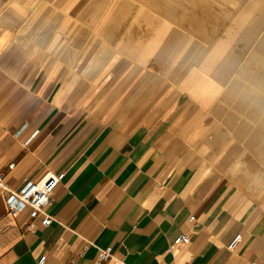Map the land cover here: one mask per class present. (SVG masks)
I'll return each instance as SVG.
<instances>
[{"label":"crops","instance_id":"obj_1","mask_svg":"<svg viewBox=\"0 0 264 264\" xmlns=\"http://www.w3.org/2000/svg\"><path fill=\"white\" fill-rule=\"evenodd\" d=\"M156 9L0 0L3 179L62 174L48 225L11 215L0 187V264H93L108 247L110 264H264V51L175 83L151 61L168 41Z\"/></svg>","mask_w":264,"mask_h":264},{"label":"rangeland","instance_id":"obj_2","mask_svg":"<svg viewBox=\"0 0 264 264\" xmlns=\"http://www.w3.org/2000/svg\"><path fill=\"white\" fill-rule=\"evenodd\" d=\"M142 1L159 8L155 12L166 19L165 54L162 59L151 61L160 62L157 66L164 69L165 78L175 83L189 82L188 76L195 72L192 79L200 71L210 73L211 70L206 71L200 65L216 43L224 45L216 64L230 61L226 66L229 68L239 62L241 66H251L254 61L237 57L243 51L247 55L255 50L264 51V0H159L158 4V0ZM254 64L257 66L258 62ZM261 65L264 68V59ZM221 67L217 66L213 76H217ZM249 79L253 83V75ZM254 79L264 84V71ZM256 93L264 98V90Z\"/></svg>","mask_w":264,"mask_h":264},{"label":"built area","instance_id":"obj_3","mask_svg":"<svg viewBox=\"0 0 264 264\" xmlns=\"http://www.w3.org/2000/svg\"><path fill=\"white\" fill-rule=\"evenodd\" d=\"M9 168L13 167V164H9ZM62 174L55 172H46L42 177L38 179H32L25 177L22 186L14 191L7 187L3 179V174L0 170V187L7 191L5 195V205L8 212L11 215H16L20 210L26 206H30L33 214H42L41 223L43 225H48L52 218L50 215L46 214L44 207L50 201L51 194L60 182ZM240 239V234H237L232 242L228 245L229 249H232L237 241ZM189 242L188 234L181 233L176 236L173 242L169 245L168 250L172 251L178 245L186 244ZM113 259L112 250L108 248H99L96 259L93 264H110V260ZM44 256H40L37 260V264H45ZM123 264L122 262H120ZM65 264H71L66 262Z\"/></svg>","mask_w":264,"mask_h":264},{"label":"bare ground","instance_id":"obj_4","mask_svg":"<svg viewBox=\"0 0 264 264\" xmlns=\"http://www.w3.org/2000/svg\"><path fill=\"white\" fill-rule=\"evenodd\" d=\"M222 47H224L222 43H216L215 45H213L211 51H209L210 52L209 57L206 58L201 65L208 69L215 66H219L220 68L222 66L221 62H218L216 64V61L218 60L217 57L222 55V49H223ZM229 62L230 61L226 62L225 65H228Z\"/></svg>","mask_w":264,"mask_h":264}]
</instances>
